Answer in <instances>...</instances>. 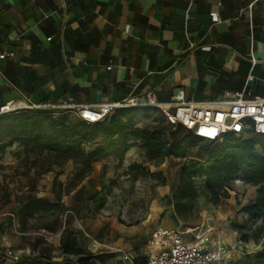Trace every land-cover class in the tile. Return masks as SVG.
I'll use <instances>...</instances> for the list:
<instances>
[{"label": "crops", "instance_id": "obj_1", "mask_svg": "<svg viewBox=\"0 0 264 264\" xmlns=\"http://www.w3.org/2000/svg\"><path fill=\"white\" fill-rule=\"evenodd\" d=\"M0 51L11 53L0 60V108L11 102L68 111L143 101L149 91L166 104L178 90L213 107L226 92L264 97V0H0ZM236 211L228 200L206 208L185 240L209 230L211 247L226 250L218 264H264L261 242H242L226 226ZM168 215L171 208L153 200L143 220L92 239L95 264H129L124 255L141 264L156 255L147 240L171 228ZM23 240L17 251L32 254V242Z\"/></svg>", "mask_w": 264, "mask_h": 264}, {"label": "rangeland", "instance_id": "obj_2", "mask_svg": "<svg viewBox=\"0 0 264 264\" xmlns=\"http://www.w3.org/2000/svg\"><path fill=\"white\" fill-rule=\"evenodd\" d=\"M125 110L133 115L135 127H166V134L173 130L162 122L161 114L154 109L131 107ZM56 111L55 118H63L68 125L76 122L73 114ZM16 133L17 130L1 125L0 143H10ZM214 147L210 142L201 141L185 159L169 157L162 161H148L139 143H134L125 161L102 159L85 169L82 164L64 161L51 154L31 152L29 148L13 143L0 155V255L6 251L18 258L29 255L26 250L17 251L26 243L23 239L32 243L41 239L55 248L63 227L77 231L80 243L87 248L92 239L108 237L113 225L128 227L143 220L150 212L153 200L162 208H171L165 198L176 191L182 165L194 160L199 153L209 155ZM257 150L260 152V147ZM136 166L141 168L135 170ZM223 184L229 195L224 200L234 204L237 210L226 222L228 229L238 236L241 233L254 236L257 228L263 225L264 232V220H250L242 210L254 201L256 187L237 176ZM197 185L199 188L200 183ZM56 193L61 197L62 210L53 215L36 216L22 231L17 210L26 199L36 197L54 203ZM158 193H167L168 196L160 197ZM208 207L212 205L200 189L196 200L198 218L187 220V225L174 221L171 208L172 215L167 217L171 228L180 231L192 228ZM239 226L243 228L239 229ZM28 246L31 252L32 247Z\"/></svg>", "mask_w": 264, "mask_h": 264}, {"label": "trees", "instance_id": "obj_3", "mask_svg": "<svg viewBox=\"0 0 264 264\" xmlns=\"http://www.w3.org/2000/svg\"><path fill=\"white\" fill-rule=\"evenodd\" d=\"M129 112L125 109L116 110L112 117L95 124H86L75 117L76 122L71 125L65 123L63 118H55L57 111L51 109H27L0 115V126L17 130L10 143H0V155L13 143H18L31 152L51 154L90 169L94 163L108 156L122 161L132 146L130 140L139 142L148 161H162L169 157L185 159L189 151L196 149L202 141L181 127L170 126L173 130L169 134H166V127H135L133 115ZM257 147H260V152ZM140 168L134 167L135 170ZM235 176L256 187L254 201L242 210L250 220H264V137L247 140L228 137L215 145L209 155L199 153L194 160L184 163L179 172L176 191L171 197L165 198L172 208V219L187 225V220L198 218L196 200L200 189L205 192L212 206L227 199L229 195L223 182ZM61 210L59 193H56L54 203L29 197L17 210L20 229L24 231L29 220L36 216L53 215ZM242 228L239 226V229ZM256 234L258 236L241 233L239 239L242 242L249 239L255 243L262 241L264 249L263 225L257 228ZM30 245L32 254L21 257L13 264H95L93 254L80 243V237L65 227L60 232L57 247L41 239H36ZM0 264H7L4 255H0Z\"/></svg>", "mask_w": 264, "mask_h": 264}, {"label": "built area", "instance_id": "obj_4", "mask_svg": "<svg viewBox=\"0 0 264 264\" xmlns=\"http://www.w3.org/2000/svg\"><path fill=\"white\" fill-rule=\"evenodd\" d=\"M217 21L216 15L211 17ZM50 40V39H48ZM11 57V53L0 51V60ZM68 112L86 124L102 122L113 116L116 110L125 108H151L159 112L166 125L181 127L196 138L212 144H220L228 137L247 140L264 137V97L245 99L243 92L224 93L215 106L187 101L182 90L176 91L170 103H157L154 93L149 91L143 101L131 100L122 103L102 104L96 107L67 105ZM47 109L44 106L29 105L14 107L11 102L0 108V115L20 110ZM66 111V110H65ZM209 230L192 233V241H187L186 231L174 228L153 230L147 244L158 250L141 264H218L226 255L222 246L210 245ZM57 252L55 256H57ZM6 259L18 261L10 251L3 254ZM123 259L133 264L128 255Z\"/></svg>", "mask_w": 264, "mask_h": 264}]
</instances>
